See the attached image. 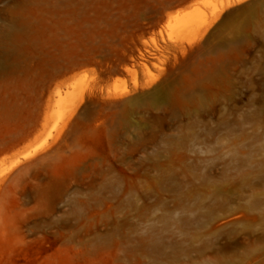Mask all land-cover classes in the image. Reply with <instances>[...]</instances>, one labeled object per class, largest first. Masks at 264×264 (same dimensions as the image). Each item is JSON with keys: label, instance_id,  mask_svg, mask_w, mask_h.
Returning a JSON list of instances; mask_svg holds the SVG:
<instances>
[{"label": "rangeland", "instance_id": "374dc122", "mask_svg": "<svg viewBox=\"0 0 264 264\" xmlns=\"http://www.w3.org/2000/svg\"><path fill=\"white\" fill-rule=\"evenodd\" d=\"M0 264H264V0H0Z\"/></svg>", "mask_w": 264, "mask_h": 264}]
</instances>
